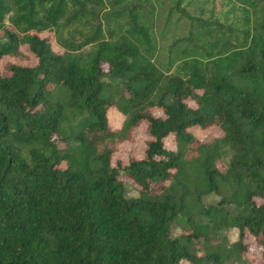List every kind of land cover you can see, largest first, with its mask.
I'll return each mask as SVG.
<instances>
[{"label": "trees", "instance_id": "obj_1", "mask_svg": "<svg viewBox=\"0 0 264 264\" xmlns=\"http://www.w3.org/2000/svg\"><path fill=\"white\" fill-rule=\"evenodd\" d=\"M182 1L161 67L151 0H0V60L36 59L0 69V264H220L193 241L214 227L264 254V0ZM141 121L144 156L114 159Z\"/></svg>", "mask_w": 264, "mask_h": 264}, {"label": "rangeland", "instance_id": "obj_2", "mask_svg": "<svg viewBox=\"0 0 264 264\" xmlns=\"http://www.w3.org/2000/svg\"><path fill=\"white\" fill-rule=\"evenodd\" d=\"M155 5V11L152 15V26L151 30L156 39V53L154 60L161 67H165L168 61V51L169 46L173 40L177 37H181L187 33L189 20L187 17L180 14L179 10H173L170 12V8L175 4V0H151ZM216 3L217 6L213 7V14L220 15V19L223 20L224 12L228 10L230 1L229 0H183L181 5L185 7L191 14L199 13V9L204 7L205 14H210L209 11L212 10V5ZM169 18V20H168ZM48 36L50 40L53 41L51 35L44 34ZM53 47L55 50L60 48L53 41ZM22 53L26 56V60H22L17 57H3L0 60V69L4 64L10 61H17L26 64H34L36 59L35 56L26 51L25 46L21 48ZM189 105H194L191 100L188 101ZM155 115H161L163 112L161 108H154ZM123 120V115L111 108L108 112V121L112 128H119ZM199 140H208L215 136L220 135V132L216 128H211L207 131V135L204 136L203 133H198ZM150 140V135L148 132V127L145 121H141L140 124L131 132L129 139H126L119 144V150L114 155V159H126L128 156H133L135 158H142L144 156V151L147 147V142ZM166 141V145L169 144ZM171 146V145H170ZM169 147V146H167ZM227 161V156L225 155L223 159L218 163L221 170L224 169V163ZM125 180V187L128 196H138V189L134 186V183L130 179L123 177ZM220 197L216 194H208L203 197L202 203L204 205L216 204ZM181 232V228L177 227L175 233ZM207 233V231H206ZM206 238V241H204ZM239 240V230L234 227H228L223 229H217L214 227L210 229L206 236H200L193 240L197 244V253L199 255L204 254L205 248H210L217 251L221 255L220 264H264V254L261 248H259L250 235L243 239L242 244L247 245L245 251H241L240 256L236 255L233 251L232 244ZM181 264H191L186 260H182ZM201 264H206L202 262ZM214 264V263H211Z\"/></svg>", "mask_w": 264, "mask_h": 264}]
</instances>
